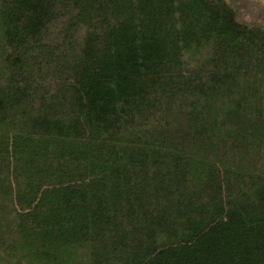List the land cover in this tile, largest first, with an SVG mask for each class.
<instances>
[{
    "label": "trees",
    "instance_id": "1",
    "mask_svg": "<svg viewBox=\"0 0 264 264\" xmlns=\"http://www.w3.org/2000/svg\"><path fill=\"white\" fill-rule=\"evenodd\" d=\"M0 264H264V0H0Z\"/></svg>",
    "mask_w": 264,
    "mask_h": 264
}]
</instances>
